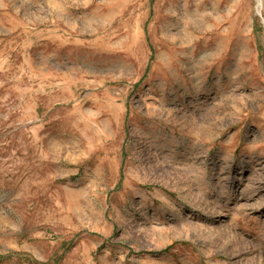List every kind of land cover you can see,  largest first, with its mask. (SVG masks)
Wrapping results in <instances>:
<instances>
[{"label":"rangeland","instance_id":"1","mask_svg":"<svg viewBox=\"0 0 264 264\" xmlns=\"http://www.w3.org/2000/svg\"><path fill=\"white\" fill-rule=\"evenodd\" d=\"M0 264H264V0H0Z\"/></svg>","mask_w":264,"mask_h":264}]
</instances>
